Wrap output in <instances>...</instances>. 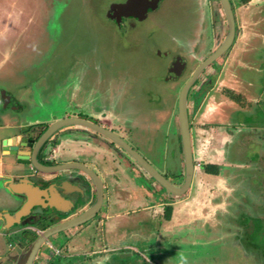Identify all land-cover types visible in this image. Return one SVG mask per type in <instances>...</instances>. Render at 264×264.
Wrapping results in <instances>:
<instances>
[{
    "label": "flooded vegetation",
    "instance_id": "1",
    "mask_svg": "<svg viewBox=\"0 0 264 264\" xmlns=\"http://www.w3.org/2000/svg\"><path fill=\"white\" fill-rule=\"evenodd\" d=\"M47 1L52 5L53 0ZM72 1L76 2L63 1L62 7ZM193 1L198 14L192 17V33L181 48L188 53L159 52L170 57L163 78L173 85L167 102L161 96L154 102L149 96V108L144 110L134 95H114L109 87L97 95L109 97L110 109L104 104L99 108L88 101L86 88L77 85L69 96L74 108L59 116L28 121L1 113L0 145L5 138L17 137L27 159L23 163L16 155H6L4 160L3 155L0 196L6 199L0 207V264H105L113 252L129 248L137 252L125 243L129 237L155 246L161 227L174 230L191 223L217 228L227 220L226 236L240 243L257 224L264 234V213L254 209L252 189L242 188L247 175L240 173L251 166L257 174L264 171V0H228L233 28L222 0ZM6 2L10 0H0V67L15 47L11 28L25 13L16 6L18 1L7 7ZM38 4L35 11L30 6L31 12H26L28 22L35 25L46 16L41 12L44 4ZM147 12L144 20L155 11L149 7ZM107 18L123 34L144 21L133 14ZM27 28L26 24L21 32ZM170 70L172 77L166 80ZM183 101L187 139L180 118ZM68 119L88 121L95 128L64 124ZM56 123L36 153L39 163L54 170L39 171L35 147ZM3 131L13 132L2 135ZM124 144L177 187L187 183L191 164L185 190L180 195L169 192ZM251 145H259L261 151L252 165L243 156H232L234 148ZM11 184L32 191V199L8 189ZM132 216V226L138 229L124 225Z\"/></svg>",
    "mask_w": 264,
    "mask_h": 264
},
{
    "label": "rangeland",
    "instance_id": "2",
    "mask_svg": "<svg viewBox=\"0 0 264 264\" xmlns=\"http://www.w3.org/2000/svg\"><path fill=\"white\" fill-rule=\"evenodd\" d=\"M16 1V6L18 4L25 13L21 23L11 28L9 34L13 35L15 47L9 50V57L0 67V117L6 112L8 117L22 116L29 121L72 111L75 104L70 103L69 96L74 95L77 85L86 88L88 101H94L93 105L99 108L104 104L110 109L109 97L103 100L97 95L108 92L109 87L112 94L134 95V101L144 110L149 108L150 97L154 102L160 96L164 103L170 99L173 85L163 79L170 57H161L159 52L174 50L177 55L187 52L181 48L186 47L185 41L192 33V17L194 19L197 13L193 0H163L158 11L140 22L135 30L124 34L107 18L106 9L111 0H76L63 7L65 0H53L52 5L45 0ZM39 2L40 5L45 2L41 12L46 16L39 20L38 27L28 22L26 12H31L30 6L35 11ZM11 3L12 0L8 5ZM8 5L6 2L5 6ZM16 10L12 8V12ZM26 24L27 30L21 32ZM3 90L12 98L7 108H4ZM120 101L125 104L126 100ZM10 132L3 131L2 135ZM249 147L234 148L232 156L239 159L243 156L245 163L252 165L261 151L259 145ZM251 167L241 169L243 173L240 171L243 176L247 175L242 188L252 189L249 198L253 207L264 213V171L257 174V169ZM5 199L0 196V207ZM133 222L132 216L124 225L131 229ZM223 222L217 228L200 223L178 226L174 230L161 227L155 246H150L143 238L129 237L125 243L137 252L132 248L113 252L105 264H264V234L260 235L259 225L256 231L251 229L241 238L240 243L239 239L235 241L233 236H226L230 224L227 220ZM262 224L264 229V222ZM248 244L258 249L257 259L253 256L254 249L246 252ZM140 251L144 253L139 254Z\"/></svg>",
    "mask_w": 264,
    "mask_h": 264
},
{
    "label": "water",
    "instance_id": "3",
    "mask_svg": "<svg viewBox=\"0 0 264 264\" xmlns=\"http://www.w3.org/2000/svg\"><path fill=\"white\" fill-rule=\"evenodd\" d=\"M120 1V2H119ZM163 0H111L107 10V16L109 18H120L121 15H130L133 14L135 16H138L141 20H144L147 16V10L149 7L153 8V10L156 12L160 9L161 4H162ZM223 5L227 11V14L229 16V19L231 20V28H233V21H232V11H231V6L228 0H222ZM118 16V17H117ZM174 71V70H172ZM172 71L170 70V73H168V76L166 77V80H170L171 79V75H172ZM178 72V71H177ZM3 97V101H4V108H7L10 105V99L8 96V93H3L2 94ZM184 99V98H183ZM180 118H181V124H182V128H183V135H184V139H187L189 136V130H188V124H187V116H186V110H185V105H184V101L181 102L180 104ZM82 123L84 125L90 126V127H94L93 124H91L88 121H83V120H77V119H68L64 121L65 123ZM63 123V122H62ZM57 123L53 124L50 126V128L48 129V131L42 136V138L39 140L38 144L35 147V151H34V164L37 170L41 171V170H54L53 168L50 167H45L43 164L39 163L36 159V153L40 147V145L44 142V140L57 128ZM95 128V127H94ZM97 129L101 130L99 127H96ZM114 140H118L114 135H110ZM118 142H120L118 140ZM122 143V142H120ZM189 142L187 141L186 144H188ZM20 143H17V137H11V138H5L2 140V149H3V154L2 155H16L19 159H21V162H25L24 160L27 159V156L24 157L23 156V149H21L19 147ZM24 145V144H23ZM124 146L126 148H128L129 150H131L129 147H127V145L124 144ZM131 152L136 156V158H138V160H140L145 167L155 176L157 177L161 184L169 191L172 192L173 195H180L181 192H183L187 186V184L190 182L191 177H192V165L190 164L188 166V174H187V183L184 184L183 187H177L173 184H171L168 180H166V178H164L162 175H159L158 173H156L155 171H153V169L151 167H149L148 165H146L143 161L141 156L137 155L135 151L131 150ZM60 168V167H58ZM62 168V167H61ZM65 168V167H63ZM37 188V186L35 187ZM8 189H10L11 191H13L14 193L17 194H24L26 197H29V199H32L33 195H32V191L29 190H22L20 187L17 186V184H11ZM34 203V202H33ZM32 203V204H33ZM39 202H35L34 204H38ZM20 214H16L15 217H18ZM76 220L73 221V223H75ZM249 226L251 228L254 227V222L250 221L249 222ZM251 249H254L252 251H254L255 254H253L254 258L257 259V248L253 245H249L246 247V252H251ZM261 256V255H259ZM264 256V255H262ZM261 256V257H262ZM259 257V258H261ZM264 258V257H262ZM261 260V259H260Z\"/></svg>",
    "mask_w": 264,
    "mask_h": 264
},
{
    "label": "crops",
    "instance_id": "4",
    "mask_svg": "<svg viewBox=\"0 0 264 264\" xmlns=\"http://www.w3.org/2000/svg\"><path fill=\"white\" fill-rule=\"evenodd\" d=\"M3 152H4V151L1 150V145H0V176H3V175H4V171H5V170H4V166H3V164H2V163H3V162H2V161H3V155H2ZM7 156H8V155H7ZM6 159H7V158H6V155H5V159H4V160H6Z\"/></svg>",
    "mask_w": 264,
    "mask_h": 264
}]
</instances>
